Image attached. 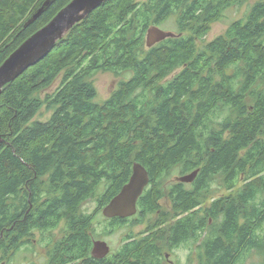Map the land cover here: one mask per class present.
<instances>
[{"label": "trees", "instance_id": "obj_1", "mask_svg": "<svg viewBox=\"0 0 264 264\" xmlns=\"http://www.w3.org/2000/svg\"><path fill=\"white\" fill-rule=\"evenodd\" d=\"M44 1L0 0V66L72 0H55L29 24ZM247 1L108 0L3 87L0 262L38 232L45 264H161L162 250L180 248L196 264H264V0L197 44ZM167 22L175 37L146 48L148 29ZM99 72L131 75L99 103ZM134 163L149 178L136 214L103 217L105 233L152 219L157 231L127 235L96 260L94 221ZM195 171L191 183L169 181ZM216 182L227 194L206 205ZM92 200L95 210L83 211Z\"/></svg>", "mask_w": 264, "mask_h": 264}, {"label": "water", "instance_id": "obj_2", "mask_svg": "<svg viewBox=\"0 0 264 264\" xmlns=\"http://www.w3.org/2000/svg\"><path fill=\"white\" fill-rule=\"evenodd\" d=\"M55 0H45L42 6L32 15L29 24L35 21ZM108 0H72L42 29L33 34L19 46L0 66V94L5 85L16 80L23 72L33 67L47 56L56 42L61 40L76 24L81 22L93 10ZM175 37L174 33L165 32L157 27H150L145 37L146 48ZM197 171L177 178L180 183H191ZM149 178L146 170L134 163L132 174L127 184L105 206L102 215L106 219L130 218L136 214V203L148 185ZM94 252L100 257L109 254L105 242H93Z\"/></svg>", "mask_w": 264, "mask_h": 264}, {"label": "rangeland", "instance_id": "obj_3", "mask_svg": "<svg viewBox=\"0 0 264 264\" xmlns=\"http://www.w3.org/2000/svg\"><path fill=\"white\" fill-rule=\"evenodd\" d=\"M141 2L145 0H139ZM257 0H249L245 2L243 5L238 7H233L226 10L223 14V18H221L218 22H215L211 25L210 31L208 35L201 41L198 42V46H202L205 43H208L214 40L216 37L220 36L225 32L227 27L233 21H237L245 17L246 12L254 4ZM162 31L175 33L174 26L171 22H167L161 24L159 27ZM131 74H123L122 76H114L111 73H103L99 72L94 77H92L91 81L96 91V102H102L106 100L112 93L115 91L121 81H124L130 77ZM58 82L55 83L50 89L47 91L52 92L57 86ZM49 117V113L45 111L44 108L40 110L37 114V120H46ZM177 176H172L170 178V182H175ZM227 192L222 189L219 182L213 184L211 188V194L206 202V205L210 203V201L214 198H217L221 195H226ZM161 209L164 211L170 210V204L165 199L161 203ZM96 208L95 201H89L83 206V211L92 213ZM153 220V219H152ZM145 220L143 225H135L128 227H121L116 229L111 234L106 235V221L103 218L102 213L98 214L94 224H93V234L95 235L94 241L105 242L109 248V253H114L119 249V247L124 243L127 235H132L136 238L142 237L141 235L147 228V226L153 221ZM63 225H61L56 231L52 232L51 237L53 239H57L61 236V229ZM48 238L49 234H46ZM41 234L35 232L34 235L29 239L27 243L19 247L18 251L14 253L12 257L8 260V257L4 258V261L0 262V264H45L46 263V247L45 244L41 241ZM190 251L187 249H176L172 252H168L167 250H162V255L167 259H163V264H196L195 259L189 256ZM260 259L257 256H252L245 264H259Z\"/></svg>", "mask_w": 264, "mask_h": 264}, {"label": "flooded vegetation", "instance_id": "obj_4", "mask_svg": "<svg viewBox=\"0 0 264 264\" xmlns=\"http://www.w3.org/2000/svg\"><path fill=\"white\" fill-rule=\"evenodd\" d=\"M145 222L143 221V222H141V223H136V225H143ZM158 223L157 222H153V223H151V224H149L146 228V230L141 234V235H143V236H148V235H152V234H154V232L155 231H157V228H158ZM154 226H156V227H154ZM151 228H153L154 230H152L151 231ZM150 229V230H149ZM153 237V236H152ZM126 241H130V240H126ZM125 241V242H126ZM95 242V241H94ZM124 242V243H125ZM92 250H93V246H92ZM172 251H174V249H171V251L170 252H172ZM93 254V256L96 258V260H102V259H104L105 257H107V255L105 256V257H100V253L99 252H94V253H92ZM110 254V253H109ZM108 254V255H109ZM161 255H162V252H161ZM163 256V255H162ZM163 259L165 260V259H167L165 256H163ZM77 264H81V263H77ZM161 264H163V262L161 263Z\"/></svg>", "mask_w": 264, "mask_h": 264}]
</instances>
